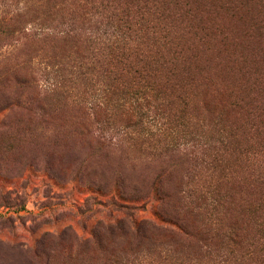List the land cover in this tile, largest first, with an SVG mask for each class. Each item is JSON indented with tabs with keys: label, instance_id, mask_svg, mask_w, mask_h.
<instances>
[{
	"label": "rangeland",
	"instance_id": "374dc122",
	"mask_svg": "<svg viewBox=\"0 0 264 264\" xmlns=\"http://www.w3.org/2000/svg\"><path fill=\"white\" fill-rule=\"evenodd\" d=\"M77 1L0 0V264H207L231 238L263 252L264 0H156L144 60L184 142L172 149L119 133L134 120L114 101L48 88L46 60L68 67L87 43L33 27L68 22Z\"/></svg>",
	"mask_w": 264,
	"mask_h": 264
},
{
	"label": "trees",
	"instance_id": "16d2710c",
	"mask_svg": "<svg viewBox=\"0 0 264 264\" xmlns=\"http://www.w3.org/2000/svg\"><path fill=\"white\" fill-rule=\"evenodd\" d=\"M137 1L139 2L131 0L132 4L123 6L116 0H80L74 4V8L82 13L79 12L68 22H59L58 25H45L37 21L33 27L34 35L53 38L58 42L74 38L80 46L87 43V54L77 59H68V67L60 62L46 60L45 69L49 71L45 72V79L52 93L65 91L76 101H88L87 105L91 109H102L101 106L107 101H114L108 110L119 114L117 116L134 120L127 125L118 126L119 133L138 135V139L141 134L150 135L160 146L163 144L172 149L184 142L177 130L166 134L167 128L161 122L164 115L158 111L161 104L151 102L159 100L156 98L158 87L153 85L155 74L150 72L151 63L144 60L149 51L144 40L151 36L154 38L158 33L153 30L156 25L149 26V21L151 24L161 22L159 17H150L155 14L151 11H158L159 4L156 0H151L153 5L149 6L150 0H142L146 1V5L140 6L141 0ZM53 14L55 13L49 16ZM82 16H86L85 19H81ZM82 20L92 25L84 27ZM152 115L161 123V127L156 130H152ZM161 136L165 138H157ZM203 146L208 156L202 158V161L209 172L218 166V161L214 162L213 156L216 154L211 153V141H205ZM259 176L264 177V170ZM231 240L233 244L222 243V254L215 257L216 260L212 263L210 259L207 264H264V251L258 255L253 251H242V245L233 238ZM177 264L191 263L180 260Z\"/></svg>",
	"mask_w": 264,
	"mask_h": 264
}]
</instances>
